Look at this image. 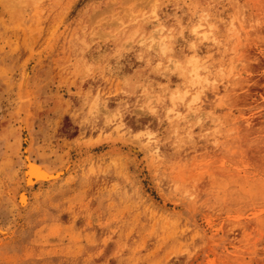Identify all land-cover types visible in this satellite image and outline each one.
Instances as JSON below:
<instances>
[{
	"label": "rangeland",
	"instance_id": "rangeland-1",
	"mask_svg": "<svg viewBox=\"0 0 264 264\" xmlns=\"http://www.w3.org/2000/svg\"><path fill=\"white\" fill-rule=\"evenodd\" d=\"M7 2L0 264H264V0Z\"/></svg>",
	"mask_w": 264,
	"mask_h": 264
},
{
	"label": "bare ground",
	"instance_id": "bare-ground-1",
	"mask_svg": "<svg viewBox=\"0 0 264 264\" xmlns=\"http://www.w3.org/2000/svg\"><path fill=\"white\" fill-rule=\"evenodd\" d=\"M5 1L7 2L8 0H0V2H1V4L2 3H4L5 4ZM17 1H19V0H17ZM22 1H24V0H20V2H22ZM35 1V0H34ZM14 2V1H13ZM15 2H16V0H15ZM8 3V2H7ZM10 3V2H9ZM18 3V2H17ZM24 2H22L21 4H23ZM12 5V4H11ZM11 5L10 6H3V8L1 9V11H2V14H5V15H8V13L9 12H11L12 10L9 8V7H11ZM34 5V4H33ZM36 5V4H35ZM15 6V5H14ZM27 5H25L24 7H26ZM32 6V5H31ZM1 7V6H0ZM28 7H29V5H28ZM27 8V7H26ZM32 9V8H31ZM25 10V9H24ZM0 11V12H1ZM19 11V10H18ZM22 12V11H21ZM27 12V11H26ZM13 13V12H12ZM15 13H17V10H16V12L14 11V14ZM11 14V13H10ZM10 14H9V16H10ZM22 14V13H21ZM16 15V14H15ZM18 15V14H17ZM1 16H3V15H1ZM13 16V15H12ZM22 15H20V18H22L21 17ZM26 16V15H25ZM25 18V17H24ZM11 19V18H10ZM10 19H9V21H10ZM14 19H15V17H14ZM13 19V20H14ZM19 19V18H18ZM17 19V20H18ZM6 20V19H5ZM20 20V19H19ZM18 20V21H19ZM7 21V20H6ZM5 21V22H6ZM22 21V20H21ZM25 21V20H24ZM48 45V44H47ZM46 45V46H47ZM45 48V47H44ZM43 48V49H44ZM39 52V51H38ZM36 55H37V52L35 53ZM33 55V54H32ZM40 55V54H39ZM39 55H37V56H34V57H32V58H30L29 60H28V62L26 63V65H25V69H24V72H23V76H22V80H21V85H20V87H21V89L23 90V91H25L26 90V84H27V79H28V77H29V74H30V72L32 71V69H34V66H35V64L37 63V61H38V59H39ZM23 94H24V92H23ZM25 97H26V94H25ZM25 99H27V98H25ZM21 101H20V104L21 103H23V105H25V103H24V101H23V99H20ZM26 102V101H25ZM21 107H22V105H21ZM19 108H20V106H19ZM26 108V107H25ZM23 109V108H22ZM24 110V109H23ZM21 112V111H20ZM24 112H25V110H24ZM26 113V115H27V113L28 112H25ZM30 114V113H29ZM25 116V115H24ZM22 117V116H21ZM23 118V117H22ZM28 122V121H27ZM25 123H26V119H23V121H22V131H23V134H22V137H21V142H22V145L27 141V135L25 134ZM26 131H27V129H26ZM30 138V137H29ZM108 138V137H107ZM109 139V138H108ZM116 139H117V137H116ZM105 140V137H104V139H103V141ZM110 140V139H109ZM108 140V141H109ZM111 140H112V138H111ZM119 140V139H118ZM99 141H101V140H99ZM102 141V142H103ZM117 141V140H116ZM98 142V141H97ZM111 142V141H110ZM113 142V141H112ZM111 142V143H112ZM119 142V141H118ZM124 142V141H123ZM129 142V141H128ZM28 143H29V141H28ZM27 143V144H28ZM88 143V142H87ZM99 143V142H98ZM105 143H106V140H105ZM131 143V142H130ZM26 144V145H27ZM94 144V143H93ZM107 144V143H106ZM126 144V143H125ZM121 145V144H120ZM127 146V145H126ZM21 147V146H20ZM82 147V146H81ZM123 147V146H122ZM127 147H129V149L130 150H133V152H135V153H140L139 151L141 150H138L135 146H130V145H128ZM140 147V146H139ZM85 148V147H84ZM88 149V148H87ZM118 149H119V147H118ZM78 150H80V149H78ZM90 150H91V148H90ZM127 150V149H126ZM83 151V150H82ZM84 151L86 152L87 150L86 149H84ZM22 152H23V157H24V169H23V175H22V180H21V178H20V180L23 182V185L22 186H20V188L18 189V191H17V193H16V195H17V197L15 198V200H17V207H20L21 208V214H22V212L26 209V207H27V205L29 204V198H30V196H29V190H28V187H32V186H37V184L39 185V184H42V183H45L46 181H44L42 178L45 176V175H48V174H51V173H54L55 175L53 176V177H51V179H49L47 182H50V181H55V179H57L58 177L60 178V176L63 174V172H64V168H62V169H54V170H51V169H49V167L48 166H46V165H44V164H41V163H39V162H37V161H35L34 159H32L31 158V156L28 154V148L26 147V146H22ZM22 154V153H21ZM87 154V153H86ZM88 155V154H87ZM89 156H90V154H89ZM70 158V157H69ZM75 158V157H74ZM80 158V157H79ZM71 160V159H70ZM139 165H140V169H141V171L143 172L144 170H145V160H144V158L142 157V155H140L139 156ZM80 161V160H79ZM78 161V162H79ZM69 163V162H68ZM67 163V164H68ZM72 163H73V161H72ZM138 164V163H137ZM71 165V164H70ZM50 166V165H49ZM61 166H63V165H61ZM66 168H68L67 166H69V165H67L66 166V164L64 165ZM74 166V165H73ZM72 166V167H73ZM70 167V166H69ZM68 170V169H67ZM69 172V171H68ZM145 172V171H144ZM142 174V173H141ZM148 174V173H147ZM142 176H143V174H142ZM62 177V176H61ZM144 177V176H143ZM144 179V178H143ZM19 182V181H18ZM17 184V183H16ZM147 186V185H146ZM15 187H19V186H15ZM14 188V187H13ZM149 188V187H148ZM150 189V188H149ZM152 189H154V188H152ZM11 191H12V188L10 189ZM15 190V189H14ZM10 191V192H11ZM16 191V190H15ZM31 191V190H30ZM33 192V191H32ZM13 195H14V193H13ZM13 199V198H12ZM14 200V199H13ZM18 209V208H17ZM19 211V210H18ZM18 214V213H17ZM19 215V214H18ZM17 215V216H18ZM16 218V217H15ZM18 218V217H17ZM16 218V219H17ZM15 219V220H16ZM13 220H14V218H13ZM15 222V221H14ZM14 222L12 223L13 225H14ZM13 228V226L12 227H3L1 224H0V232H2V233H7V232H9L11 229Z\"/></svg>",
	"mask_w": 264,
	"mask_h": 264
},
{
	"label": "water",
	"instance_id": "water-1",
	"mask_svg": "<svg viewBox=\"0 0 264 264\" xmlns=\"http://www.w3.org/2000/svg\"><path fill=\"white\" fill-rule=\"evenodd\" d=\"M55 174L54 173H51V174H48V175H45L42 179L44 181H48L49 179H51V177H53Z\"/></svg>",
	"mask_w": 264,
	"mask_h": 264
}]
</instances>
